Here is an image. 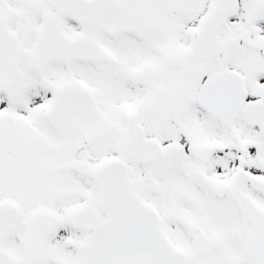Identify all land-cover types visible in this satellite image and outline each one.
<instances>
[{"label": "snow or ice", "instance_id": "1", "mask_svg": "<svg viewBox=\"0 0 264 264\" xmlns=\"http://www.w3.org/2000/svg\"><path fill=\"white\" fill-rule=\"evenodd\" d=\"M0 264H264V0H0Z\"/></svg>", "mask_w": 264, "mask_h": 264}]
</instances>
